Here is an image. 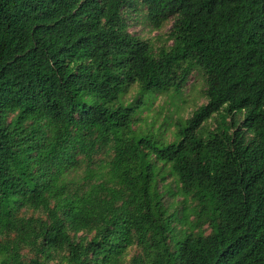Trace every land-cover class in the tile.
I'll return each instance as SVG.
<instances>
[{"label":"trees","instance_id":"trees-1","mask_svg":"<svg viewBox=\"0 0 264 264\" xmlns=\"http://www.w3.org/2000/svg\"><path fill=\"white\" fill-rule=\"evenodd\" d=\"M197 69L178 141L137 131ZM0 264H264V0H0Z\"/></svg>","mask_w":264,"mask_h":264},{"label":"rangeland","instance_id":"rangeland-1","mask_svg":"<svg viewBox=\"0 0 264 264\" xmlns=\"http://www.w3.org/2000/svg\"><path fill=\"white\" fill-rule=\"evenodd\" d=\"M126 13L129 24L128 32L131 35L142 40H148L154 47L163 45L167 40L171 22L166 23L159 30L152 29L146 17V9L139 2H135L133 7L127 10ZM166 45L169 46L170 43ZM204 90L205 77L197 69L191 74L179 94L155 95L144 98L143 101L146 102V105L137 115L136 130L148 131L154 140L162 143H176L178 141L176 134L178 129L185 127L186 120L192 112L206 103ZM136 97V90L131 89L124 100L132 101ZM215 126L214 120L205 124V128L209 130H212ZM173 178L175 177H166L163 185L165 187L170 186L174 191L176 185ZM165 199L167 200V196H165ZM169 202H171V199H169ZM172 202L182 204L181 209L185 208L186 214H188V222H194L195 215L192 212L194 204L189 199L184 201L183 197L176 196L172 199ZM177 228L182 229L184 227L177 226ZM202 230L206 234L210 232V228L206 224L202 226Z\"/></svg>","mask_w":264,"mask_h":264}]
</instances>
